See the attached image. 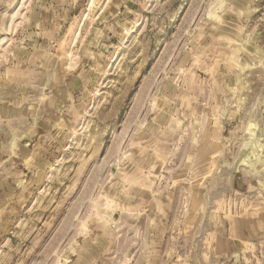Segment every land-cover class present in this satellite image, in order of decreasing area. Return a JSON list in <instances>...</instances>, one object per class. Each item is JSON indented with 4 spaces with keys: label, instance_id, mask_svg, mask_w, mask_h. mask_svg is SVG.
Here are the masks:
<instances>
[{
    "label": "rangeland",
    "instance_id": "1",
    "mask_svg": "<svg viewBox=\"0 0 264 264\" xmlns=\"http://www.w3.org/2000/svg\"><path fill=\"white\" fill-rule=\"evenodd\" d=\"M0 264H264V0H0Z\"/></svg>",
    "mask_w": 264,
    "mask_h": 264
}]
</instances>
